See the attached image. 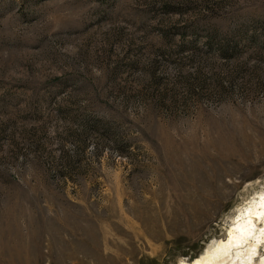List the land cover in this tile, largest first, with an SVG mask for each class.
<instances>
[{
	"label": "rangeland",
	"instance_id": "1",
	"mask_svg": "<svg viewBox=\"0 0 264 264\" xmlns=\"http://www.w3.org/2000/svg\"><path fill=\"white\" fill-rule=\"evenodd\" d=\"M261 194L264 0H0V264H192Z\"/></svg>",
	"mask_w": 264,
	"mask_h": 264
},
{
	"label": "bare ground",
	"instance_id": "2",
	"mask_svg": "<svg viewBox=\"0 0 264 264\" xmlns=\"http://www.w3.org/2000/svg\"><path fill=\"white\" fill-rule=\"evenodd\" d=\"M254 219L261 223L259 227ZM262 246H264V194L253 200L234 219L225 240L216 241L210 250L192 264H252L254 256ZM259 264H264V258Z\"/></svg>",
	"mask_w": 264,
	"mask_h": 264
}]
</instances>
